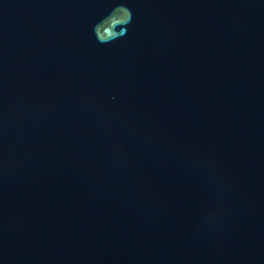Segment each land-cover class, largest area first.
<instances>
[{
  "label": "water",
  "instance_id": "1",
  "mask_svg": "<svg viewBox=\"0 0 264 264\" xmlns=\"http://www.w3.org/2000/svg\"><path fill=\"white\" fill-rule=\"evenodd\" d=\"M0 264H264V0H0Z\"/></svg>",
  "mask_w": 264,
  "mask_h": 264
},
{
  "label": "clouds",
  "instance_id": "2",
  "mask_svg": "<svg viewBox=\"0 0 264 264\" xmlns=\"http://www.w3.org/2000/svg\"><path fill=\"white\" fill-rule=\"evenodd\" d=\"M119 21L126 24L131 21V10L127 7L126 4H122L118 10Z\"/></svg>",
  "mask_w": 264,
  "mask_h": 264
}]
</instances>
